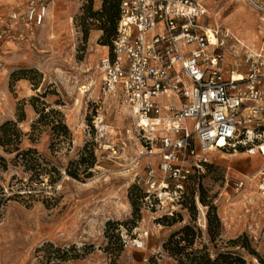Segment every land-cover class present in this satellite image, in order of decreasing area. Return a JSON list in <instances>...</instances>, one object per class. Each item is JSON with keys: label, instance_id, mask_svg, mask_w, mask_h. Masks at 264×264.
<instances>
[{"label": "rangeland", "instance_id": "1", "mask_svg": "<svg viewBox=\"0 0 264 264\" xmlns=\"http://www.w3.org/2000/svg\"><path fill=\"white\" fill-rule=\"evenodd\" d=\"M28 1L0 0V33L10 36L0 44V125L23 118L17 129L34 141L25 137L20 147L35 148L45 170L39 180L30 179L13 165V155L0 148L7 162V170L0 172V264H151V259L175 264L162 245L172 233L195 223L205 230L193 250L205 246L211 259L230 252L245 264H264V194L258 188L264 159L241 151L212 153L204 173L188 182L174 217L145 211L132 177L121 174L118 162L97 152L94 144L97 65L113 39L100 44L105 36L101 22L88 18L86 10L100 11L102 0H50L43 24L26 37L10 18L22 16ZM201 1L208 12L204 26L229 29L244 46L264 48L263 12L246 0ZM229 67L245 71L241 59H230ZM43 107L45 115L53 110L62 117L49 114L37 125L35 108ZM104 109L114 141L135 142L134 124L122 100L108 99ZM61 123L66 134L52 129ZM53 135L68 136L55 140ZM86 145L95 158L90 177L73 179L65 171L79 161ZM83 157L88 160L87 154ZM84 167L78 166L79 171ZM52 168L59 171L58 179ZM238 181L244 187L235 193ZM137 228L148 232L144 249H123L121 232L136 237Z\"/></svg>", "mask_w": 264, "mask_h": 264}, {"label": "built area", "instance_id": "2", "mask_svg": "<svg viewBox=\"0 0 264 264\" xmlns=\"http://www.w3.org/2000/svg\"><path fill=\"white\" fill-rule=\"evenodd\" d=\"M48 1L29 0L11 22L32 37ZM246 1L264 13L262 2ZM207 15L201 0H121L112 50L97 65L96 151L130 173L148 213L171 216L212 153L264 159V48L243 46L229 29L204 26ZM5 38L8 31L0 33V44ZM230 59H241L245 71L230 68ZM111 98L122 100L136 143L114 141L104 109ZM259 177L264 194V174ZM243 187V181L233 185L235 193ZM135 234L121 232L123 249H144L148 232Z\"/></svg>", "mask_w": 264, "mask_h": 264}, {"label": "trees", "instance_id": "3", "mask_svg": "<svg viewBox=\"0 0 264 264\" xmlns=\"http://www.w3.org/2000/svg\"><path fill=\"white\" fill-rule=\"evenodd\" d=\"M121 0H102V7L100 11L91 12V9L87 8L86 13H88V18H93L98 22H101V27L99 28L105 34L101 37L100 44L103 46L109 45V41L105 39L112 38V44L108 52L112 50L113 41L116 38L117 26L119 21V5ZM92 0H89L91 4ZM106 37V38H104ZM35 101L34 99H32ZM32 102V101H31ZM34 106V104H33ZM47 107H43L42 110L35 111L38 115V120L35 122L37 125H42L44 120L49 114H54L62 117L57 111L50 110L47 115L44 114V110ZM23 118H19L17 122L8 121L0 125V148L4 153L8 155H13L12 163L16 167H20L23 172L30 174V179L33 177L36 181L39 180L41 175L44 173L45 168L42 167L41 155L35 148L21 149L20 145L22 140L27 137L30 141H34L32 135L22 133L17 129V123H21ZM45 125V123L43 124ZM55 131H59L63 134L67 133L66 127L63 123L60 125L53 126L52 128ZM55 140L59 139L60 136L68 135H53ZM89 146L86 145L82 149L81 157L78 162L70 163L69 168L66 169L65 173L67 176L78 179L80 175H83L84 178H89V170L93 167L95 163V158L93 156V151L88 149ZM84 154L88 155V160L84 158ZM84 165V169L79 171L78 166ZM75 166V167H74ZM73 167V168H72ZM7 170L6 160L0 156V172ZM51 172L56 176V179L59 177V171L55 168L51 169ZM191 177L189 181L192 179ZM54 180V182L56 181ZM30 181V180H29ZM188 181V182H189ZM188 184V183H187ZM138 189L134 185V189ZM139 190V189H138ZM140 191V190H139ZM141 192V191H140ZM186 195V194H185ZM143 193L141 192V199ZM185 199V196H184ZM183 199V201H184ZM182 201V202H183ZM176 212V211H175ZM173 213L171 216L163 215L165 217L172 218L176 213ZM215 219V218H214ZM168 220L164 218V221ZM163 221V222H164ZM172 221V219H169ZM205 230V226L201 227L195 223L192 227L186 225L180 230L172 233L167 240L162 245V250L167 257L174 259L175 264H245L244 260L237 254L230 252L218 253L214 259L210 258V254L207 251V248L203 246L201 250H193L195 240H200V233ZM209 236L213 238V234L210 233ZM120 245L121 237H120ZM123 248V247H122ZM151 264H157L152 259L150 260Z\"/></svg>", "mask_w": 264, "mask_h": 264}, {"label": "bare ground", "instance_id": "4", "mask_svg": "<svg viewBox=\"0 0 264 264\" xmlns=\"http://www.w3.org/2000/svg\"><path fill=\"white\" fill-rule=\"evenodd\" d=\"M241 43V42H240ZM242 44V43H241ZM243 46H244V44H242ZM246 47H248V48H254V46H246ZM123 109H124V111L127 113V110L125 109V107L123 106ZM121 174H123V175H127V176H129V174L130 173H128V172H126V171H121Z\"/></svg>", "mask_w": 264, "mask_h": 264}]
</instances>
